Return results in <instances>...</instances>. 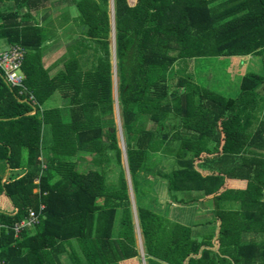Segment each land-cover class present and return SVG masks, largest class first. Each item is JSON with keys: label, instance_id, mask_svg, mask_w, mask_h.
<instances>
[{"label": "trees", "instance_id": "1", "mask_svg": "<svg viewBox=\"0 0 264 264\" xmlns=\"http://www.w3.org/2000/svg\"><path fill=\"white\" fill-rule=\"evenodd\" d=\"M52 1L0 9V38L26 50L22 71L36 101L0 71V161L26 170L0 176L12 208L0 210V264H140L133 207L146 264H264V0H71L85 29L50 77L41 53L54 26L33 13ZM250 55L261 72L243 76L235 99L190 76L171 83L180 60ZM58 90L63 106L42 108ZM155 178L170 203L212 218L188 226L156 210ZM227 179L246 186L227 188ZM29 209L37 222L15 237ZM211 223L217 231L196 232Z\"/></svg>", "mask_w": 264, "mask_h": 264}, {"label": "crops", "instance_id": "2", "mask_svg": "<svg viewBox=\"0 0 264 264\" xmlns=\"http://www.w3.org/2000/svg\"><path fill=\"white\" fill-rule=\"evenodd\" d=\"M57 1L53 0V2H57ZM62 1L66 2L67 0H62ZM53 2L48 4L46 8H41L38 11V13H33L34 18L35 19L37 18V20L43 26L47 25V27L50 26V28H51V25L54 26L53 34H55L56 36L54 38H51V40H49L46 43V46L42 50V53H41L42 63L44 67L50 68V75H49L50 77L54 76L59 71V69H61L62 67L61 60L63 59L64 53H66L68 51V48L71 47L73 44V42H71L70 43L71 45L69 46L65 44L62 39V36L64 35V33H67L68 31H70L71 24L67 22V17H69L70 14L67 11H63V10L57 11L56 13H51L52 10L51 8L48 10V7L54 5ZM0 9L4 10L3 12L5 13H10L15 10V8L13 9L11 8V0H2V4H0ZM21 13H22V10H21ZM62 14L66 16V21H63L60 19ZM51 21L54 24H52ZM58 23H60V27ZM68 36L67 37L70 38L72 41L74 40L73 34L68 35ZM9 45L11 44L7 42L6 38H0V50L6 49ZM236 58H238L239 65H242V67L241 66L239 67L241 68V72H240L241 75H230L231 77L230 81L227 82L224 88L227 97L232 98V99L237 98L238 95L240 94L239 84L241 82V79L243 78V76H245L247 72H255V71L261 72V58L260 57L250 55V56H244V57L236 56ZM54 95H57V96L59 95L61 97V93L59 92V90L56 91L52 96ZM63 104H64V100L62 102L59 101L53 107L45 106V108L61 107L63 106ZM34 112L35 110H33L30 114H33ZM25 171H26L25 169L10 170L8 168V164L2 163L0 161L1 183L6 182L9 176H15V178L20 177L25 173ZM205 171L206 170H203V172ZM36 182L37 181H35V183ZM226 184H227L226 185L227 188L243 189L246 186V181L236 180V179H227ZM155 186H156V189H155ZM155 186H154V189L158 197L157 205L161 206L162 204H164V208L161 209L160 212L167 214L168 218H170L171 220L179 222L181 224L192 226V225H196L199 223H205L206 221L212 218V214L208 211H206V213L211 214V216L209 215L208 218L206 219L199 218L200 215L202 217L204 216L205 211L203 212V210H201V208L198 207V205L181 206L175 203H170V197L167 193L166 185L161 182H156ZM0 210H7V211L12 210V208L8 204V201L2 195H0ZM169 211L172 214V216L169 213ZM212 224H214L215 226L214 229L215 231H217V224L211 223V225ZM208 225L210 224L196 226L195 228L196 232L203 233L207 231ZM132 262L135 264V261H132ZM133 263H130V264H133Z\"/></svg>", "mask_w": 264, "mask_h": 264}, {"label": "rangeland", "instance_id": "3", "mask_svg": "<svg viewBox=\"0 0 264 264\" xmlns=\"http://www.w3.org/2000/svg\"><path fill=\"white\" fill-rule=\"evenodd\" d=\"M57 1V0H55ZM62 0H58L57 2H54V5L49 6L48 10L51 8L52 12L51 13H56L57 11H67L70 15V19H73L72 24L70 25V31H68L67 33H64V35L62 36V39L64 41L65 44L67 45H71V42H74L76 39L79 38L81 32H83V30L85 29V27L81 24L80 20H79V14L77 11V8L75 7L74 3L70 2L71 0H67V2H59ZM129 4H133L135 0H127ZM53 2V1H52ZM73 34L74 36V40L72 41L70 38H68V35ZM68 36V37H67ZM84 44L87 43V40L85 42H83ZM86 55L85 57H83L82 59V65L86 68L87 66H89V60L91 59V57L89 56V50L86 51ZM242 65H239V61L238 58L236 57H211V58H199V59H187V60H180L177 63H175V65L173 66V68L170 70L169 75H174L171 78V83L174 86V84L177 81V76L175 75H184L185 76H190L192 78V80H194L195 82L198 81L199 83H203L204 85L212 88L213 90L216 91H220L222 92L225 88V85L227 84V82L230 81V75H241V68ZM175 88V87H174ZM113 97H114V117H115V121L117 125H120L119 122V111H118V105H117V77H116V73L115 70L113 71ZM59 101H63L61 99V97L58 95H54L51 96L50 99H48L45 102V105L42 106V108H45V106L47 107H53L54 105H56V103H58ZM151 123H147V127H151ZM118 138H119V147L122 151V161L126 167V160H125V146H124V142H123V135L118 134ZM45 152H47V150L45 149ZM155 158L152 159V162L154 161ZM77 163V168L80 171H85L88 168V161H84L81 159H77L75 161ZM164 165V169H166L167 171L171 170V165L170 162L167 161H163ZM112 167H114L113 164L109 165L107 169H111ZM108 171V170H107ZM110 177V174L108 175V179ZM114 176L111 175L110 178H113ZM154 177H150V179H153ZM127 180L129 182V177L127 176ZM154 182H161L163 184H165V182L159 178H155ZM156 189V186H155ZM196 193L193 192L192 196L195 195ZM130 196L133 202V206H134V201H133V196L132 193L130 192ZM97 204H102L103 200L101 198H99L97 201ZM158 204V202H157ZM164 208V204H162L161 206L156 207V210H158L160 212L161 209ZM203 210L204 216L202 217L201 215L199 216V218L202 219H206L208 218V216L211 214H207L206 213V209H201ZM133 211H134V223H135V231H136V238L138 241V245H139V250H140V264H146L143 255H142V251H141V246H140V236H139V231L137 228V220H136V216H135V208L133 207ZM170 213V211H169ZM211 213V212H210ZM171 214V213H170ZM172 216V214H171ZM215 228L214 224L212 225H208L207 230L208 231H213Z\"/></svg>", "mask_w": 264, "mask_h": 264}, {"label": "built area", "instance_id": "4", "mask_svg": "<svg viewBox=\"0 0 264 264\" xmlns=\"http://www.w3.org/2000/svg\"><path fill=\"white\" fill-rule=\"evenodd\" d=\"M26 54L25 49L18 44H11L6 49L0 50V71L3 73L6 82L13 88H17L19 95H28L29 101L35 105L34 96L28 91L25 85V75L22 71V62ZM43 205L40 206V209ZM37 222V214L32 209L24 220L14 223L12 229L15 237L26 227H31ZM2 225L0 224V227Z\"/></svg>", "mask_w": 264, "mask_h": 264}]
</instances>
